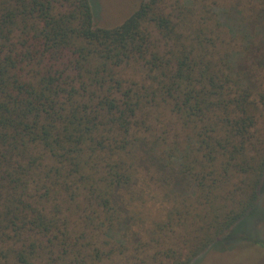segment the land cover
I'll use <instances>...</instances> for the list:
<instances>
[{"label":"trees","instance_id":"obj_1","mask_svg":"<svg viewBox=\"0 0 264 264\" xmlns=\"http://www.w3.org/2000/svg\"><path fill=\"white\" fill-rule=\"evenodd\" d=\"M92 3L0 0V264H194L261 211L264 0Z\"/></svg>","mask_w":264,"mask_h":264},{"label":"rangeland","instance_id":"obj_2","mask_svg":"<svg viewBox=\"0 0 264 264\" xmlns=\"http://www.w3.org/2000/svg\"><path fill=\"white\" fill-rule=\"evenodd\" d=\"M95 1L92 5L96 25L118 23L132 8L131 0ZM258 208L261 211L237 223L233 227L235 230L213 243L195 259L194 264H264V186ZM149 211L155 213V205L150 203ZM242 233L249 238L240 239Z\"/></svg>","mask_w":264,"mask_h":264}]
</instances>
